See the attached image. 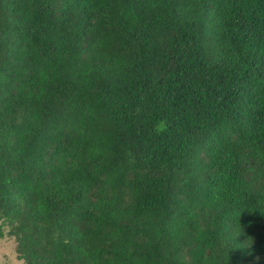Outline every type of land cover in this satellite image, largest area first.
<instances>
[{"label":"trees","instance_id":"trees-1","mask_svg":"<svg viewBox=\"0 0 264 264\" xmlns=\"http://www.w3.org/2000/svg\"><path fill=\"white\" fill-rule=\"evenodd\" d=\"M0 218L24 264H264V0H0Z\"/></svg>","mask_w":264,"mask_h":264},{"label":"rangeland","instance_id":"rangeland-1","mask_svg":"<svg viewBox=\"0 0 264 264\" xmlns=\"http://www.w3.org/2000/svg\"><path fill=\"white\" fill-rule=\"evenodd\" d=\"M0 264H24L18 257L14 238L8 235L7 227L0 218Z\"/></svg>","mask_w":264,"mask_h":264}]
</instances>
